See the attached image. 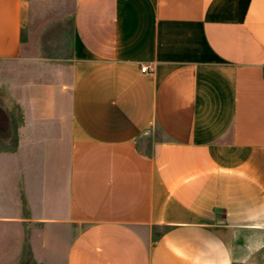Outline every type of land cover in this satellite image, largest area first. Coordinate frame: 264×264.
Segmentation results:
<instances>
[{"label":"crops","instance_id":"0c3cea01","mask_svg":"<svg viewBox=\"0 0 264 264\" xmlns=\"http://www.w3.org/2000/svg\"><path fill=\"white\" fill-rule=\"evenodd\" d=\"M28 3L0 0V60ZM71 29L22 84L40 159L0 264H264V0H75Z\"/></svg>","mask_w":264,"mask_h":264},{"label":"rangeland","instance_id":"374dc122","mask_svg":"<svg viewBox=\"0 0 264 264\" xmlns=\"http://www.w3.org/2000/svg\"><path fill=\"white\" fill-rule=\"evenodd\" d=\"M75 0H29L24 9L23 54L0 60V214H20L28 181L35 184L40 159L36 140H21L25 119L20 104L23 83L57 69L72 47ZM33 178V179H32ZM30 264H33L30 262Z\"/></svg>","mask_w":264,"mask_h":264},{"label":"built area","instance_id":"2783aa9c","mask_svg":"<svg viewBox=\"0 0 264 264\" xmlns=\"http://www.w3.org/2000/svg\"><path fill=\"white\" fill-rule=\"evenodd\" d=\"M152 71H153V67L148 64L141 66V72L143 73H151ZM263 76H264V70H263Z\"/></svg>","mask_w":264,"mask_h":264}]
</instances>
